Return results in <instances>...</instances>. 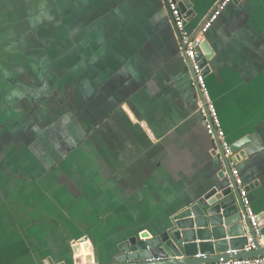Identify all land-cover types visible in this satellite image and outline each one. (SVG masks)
<instances>
[{
    "label": "crops",
    "instance_id": "0c3cea01",
    "mask_svg": "<svg viewBox=\"0 0 264 264\" xmlns=\"http://www.w3.org/2000/svg\"><path fill=\"white\" fill-rule=\"evenodd\" d=\"M189 1L195 33L219 0ZM205 40L227 139L264 144V0ZM181 48L164 0H0V264L109 263L228 185ZM237 166L260 221L264 150Z\"/></svg>",
    "mask_w": 264,
    "mask_h": 264
},
{
    "label": "water",
    "instance_id": "95a60500",
    "mask_svg": "<svg viewBox=\"0 0 264 264\" xmlns=\"http://www.w3.org/2000/svg\"><path fill=\"white\" fill-rule=\"evenodd\" d=\"M179 1L181 11L190 16L187 8L192 3L189 0ZM213 54L205 40L198 58L205 68L206 76L211 71L208 64ZM186 66L191 71L190 65ZM192 76L195 81L193 73ZM215 142L218 143L221 161L226 166L227 175L223 172L221 176L227 177L228 185L208 190L195 203L178 213L170 226L161 233L151 236L145 231L128 238L119 245V251L112 261L105 264H203L264 257V219L259 221L257 232L248 218L239 188L231 176L229 159L220 148L218 139ZM263 150V142L257 134H253L231 145V160L239 164ZM215 153L217 155V151ZM228 237L230 240H227ZM250 242L256 249L247 251ZM72 261L75 264L73 257ZM95 261L99 264L98 255ZM45 264L54 263L49 261Z\"/></svg>",
    "mask_w": 264,
    "mask_h": 264
},
{
    "label": "built area",
    "instance_id": "2783aa9c",
    "mask_svg": "<svg viewBox=\"0 0 264 264\" xmlns=\"http://www.w3.org/2000/svg\"><path fill=\"white\" fill-rule=\"evenodd\" d=\"M166 3V8L172 19L175 30L179 36L181 43V56L184 63L190 65L191 71L195 76V81L193 80V86L198 90L197 96V110L201 116L202 123L207 135L215 140L218 139L219 146L223 150L224 155L229 159V168L231 176L234 179L235 185L239 188L242 202L245 206L248 218L253 226V228L259 232L258 224L259 217L255 215L252 207L251 201L248 195L247 186L241 176L238 164L231 160L233 156L231 152V143L227 139L226 132L224 131L222 121L220 119L219 113L212 99L209 87L207 85L206 78L204 74V67L201 65V60L198 58L199 51L202 49V44L205 41L206 35L209 30L213 27L215 22L221 16V14L226 10V8L233 3L235 0H219L213 11L206 17L202 22L200 27L195 33H191L187 30L188 17L187 14L183 13L180 9L179 0H164ZM183 48L185 52L183 53ZM218 154L220 153L219 148L216 149ZM225 171H226V166ZM256 249L252 242L247 248V251ZM203 264H264V257H256L250 259H236L228 260L218 263H203Z\"/></svg>",
    "mask_w": 264,
    "mask_h": 264
},
{
    "label": "rangeland",
    "instance_id": "374dc122",
    "mask_svg": "<svg viewBox=\"0 0 264 264\" xmlns=\"http://www.w3.org/2000/svg\"><path fill=\"white\" fill-rule=\"evenodd\" d=\"M23 21H24L23 23H24V25H25L27 20L24 18ZM15 32H16V31H15Z\"/></svg>",
    "mask_w": 264,
    "mask_h": 264
}]
</instances>
